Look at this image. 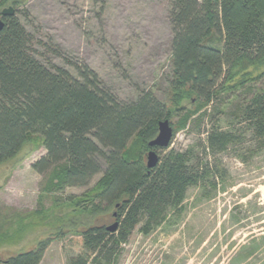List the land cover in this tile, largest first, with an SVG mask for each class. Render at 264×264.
Here are the masks:
<instances>
[{
	"label": "trees",
	"instance_id": "16d2710c",
	"mask_svg": "<svg viewBox=\"0 0 264 264\" xmlns=\"http://www.w3.org/2000/svg\"><path fill=\"white\" fill-rule=\"evenodd\" d=\"M171 1L173 108L152 93L121 102L89 68H77V78L46 65L19 18L4 19L0 165L17 158L34 136H40L47 154L32 168L48 175L47 191L87 188L101 176L85 194L67 201L72 211L57 221L59 240L70 234L80 238L79 253L69 264H114L137 226L146 220L143 232L148 234L169 207L181 204L187 190L207 172L191 168L180 154H170L148 169L144 156L159 134V124L170 121L175 110L183 111V128L194 117L203 121L240 74L264 64V0ZM6 3L0 0V9ZM214 39L222 48L209 44ZM185 100L194 101L195 108L181 109ZM241 119L264 144V91L245 105ZM234 139L232 133L212 131L206 148L222 153ZM116 223L117 230L110 232ZM20 226L16 236L0 234V247L22 239L27 226ZM50 241L0 264H41Z\"/></svg>",
	"mask_w": 264,
	"mask_h": 264
},
{
	"label": "rangeland",
	"instance_id": "374dc122",
	"mask_svg": "<svg viewBox=\"0 0 264 264\" xmlns=\"http://www.w3.org/2000/svg\"><path fill=\"white\" fill-rule=\"evenodd\" d=\"M6 1L0 17L4 9H15L46 65L77 78V68H89L121 102L152 93L173 108L171 0ZM209 44L222 48L216 39ZM262 74L264 64L240 74L203 121L194 117L183 128V111L175 110L174 137L169 149L158 150L159 160L185 155L207 177L187 190L179 206L169 207L150 233L143 232L146 220L137 226L114 264H264V144L241 119L245 105L264 91ZM194 104L185 100L181 109L193 110ZM212 131L232 133L235 142L212 152L206 148ZM46 154L42 138L34 136L17 158L0 165V234L16 236L20 225L27 226L21 240L0 247V261L50 239L41 264H69L79 253L80 238L59 240L57 221L72 211L67 201L85 194L101 176L87 188L49 192L48 175L32 168Z\"/></svg>",
	"mask_w": 264,
	"mask_h": 264
},
{
	"label": "water",
	"instance_id": "95a60500",
	"mask_svg": "<svg viewBox=\"0 0 264 264\" xmlns=\"http://www.w3.org/2000/svg\"><path fill=\"white\" fill-rule=\"evenodd\" d=\"M14 16H15V9L13 7L6 8L2 11L0 17V32L5 27L4 19ZM173 135H174V129L169 120H166L159 124L158 136L156 137L155 140L149 143V147L151 148V150L148 153V162H147L148 169H153L159 164V156L157 153L158 149H167L172 142ZM117 228H118V223L109 227L108 230L110 232H115Z\"/></svg>",
	"mask_w": 264,
	"mask_h": 264
}]
</instances>
